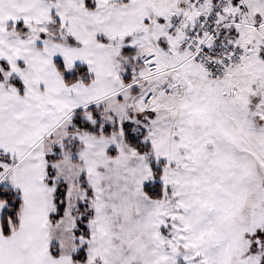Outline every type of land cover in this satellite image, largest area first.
I'll use <instances>...</instances> for the list:
<instances>
[{
  "label": "snow or ice",
  "instance_id": "obj_1",
  "mask_svg": "<svg viewBox=\"0 0 264 264\" xmlns=\"http://www.w3.org/2000/svg\"><path fill=\"white\" fill-rule=\"evenodd\" d=\"M0 264H264V0H0Z\"/></svg>",
  "mask_w": 264,
  "mask_h": 264
}]
</instances>
